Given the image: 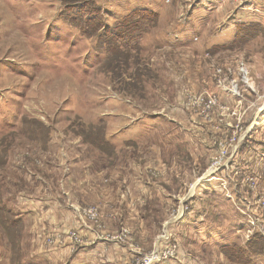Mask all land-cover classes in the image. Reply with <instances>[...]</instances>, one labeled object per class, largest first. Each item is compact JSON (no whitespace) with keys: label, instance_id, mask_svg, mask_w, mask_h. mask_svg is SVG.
Returning <instances> with one entry per match:
<instances>
[{"label":"rangeland","instance_id":"1","mask_svg":"<svg viewBox=\"0 0 264 264\" xmlns=\"http://www.w3.org/2000/svg\"><path fill=\"white\" fill-rule=\"evenodd\" d=\"M243 2L0 0V264H264Z\"/></svg>","mask_w":264,"mask_h":264},{"label":"crops","instance_id":"2","mask_svg":"<svg viewBox=\"0 0 264 264\" xmlns=\"http://www.w3.org/2000/svg\"><path fill=\"white\" fill-rule=\"evenodd\" d=\"M202 1V0H201ZM205 5L207 3L212 7L216 4L217 6H225V0H203ZM244 5L236 8H228L227 14L230 19L237 23H246V24H260L264 26V0H244ZM227 5V4H226ZM209 8V7H208ZM217 12V11H216ZM228 20H225L226 22ZM195 188V186H194ZM28 205H24V210H27ZM193 212V211H192ZM190 219L195 218L198 220L195 215H188ZM160 246V244H158ZM157 245V246H158ZM172 262V261H171Z\"/></svg>","mask_w":264,"mask_h":264},{"label":"built area","instance_id":"3","mask_svg":"<svg viewBox=\"0 0 264 264\" xmlns=\"http://www.w3.org/2000/svg\"><path fill=\"white\" fill-rule=\"evenodd\" d=\"M212 169V168H211ZM142 264V263H141ZM146 264V263H145Z\"/></svg>","mask_w":264,"mask_h":264},{"label":"trees","instance_id":"4","mask_svg":"<svg viewBox=\"0 0 264 264\" xmlns=\"http://www.w3.org/2000/svg\"><path fill=\"white\" fill-rule=\"evenodd\" d=\"M18 222H20V221H18Z\"/></svg>","mask_w":264,"mask_h":264}]
</instances>
